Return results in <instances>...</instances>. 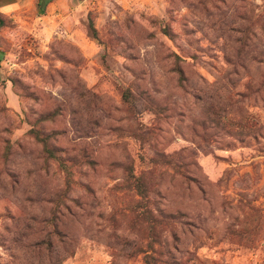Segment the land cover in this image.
I'll list each match as a JSON object with an SVG mask.
<instances>
[{"label": "rangeland", "instance_id": "374dc122", "mask_svg": "<svg viewBox=\"0 0 264 264\" xmlns=\"http://www.w3.org/2000/svg\"><path fill=\"white\" fill-rule=\"evenodd\" d=\"M37 3L0 1V264H264V0Z\"/></svg>", "mask_w": 264, "mask_h": 264}, {"label": "trees", "instance_id": "16d2710c", "mask_svg": "<svg viewBox=\"0 0 264 264\" xmlns=\"http://www.w3.org/2000/svg\"><path fill=\"white\" fill-rule=\"evenodd\" d=\"M1 1V0H0ZM52 0H38V7L40 10H45L46 6L48 3H50ZM4 24V19L1 17L0 15V27L3 26ZM93 32H94V37L96 39H98V35H97V30L93 27ZM124 97L125 98H129V91H125L124 92ZM39 139L43 142L44 145V150L47 153V156L49 158H53L58 160L61 168L64 170V172L66 173L67 179H66V183L68 184V186H70L71 183V175H72V171L70 166L67 164L66 160L63 159L62 156L57 154L56 149L50 147L48 145V137L42 136L39 134H37ZM130 182L129 185L133 188H135L138 191V194L140 196L139 202L136 204V209L138 210V212H142L144 214H148L149 211V197H148V192L146 189V184L144 183L143 179L141 176H137L133 173L130 174Z\"/></svg>", "mask_w": 264, "mask_h": 264}]
</instances>
